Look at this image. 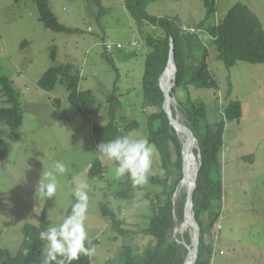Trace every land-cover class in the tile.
<instances>
[{
  "label": "rangeland",
  "instance_id": "374dc122",
  "mask_svg": "<svg viewBox=\"0 0 264 264\" xmlns=\"http://www.w3.org/2000/svg\"><path fill=\"white\" fill-rule=\"evenodd\" d=\"M99 2L100 6L92 0H49L58 22L76 30L57 33L43 26L31 0H0V78L7 77L19 93L23 113V123L17 131L0 122V136L9 149L5 160L0 161V250L13 256L20 249L24 223H40L44 199L36 198L35 189L42 171L54 170L56 161L64 162L67 171L57 174L56 205L46 211L49 227L59 225L65 218L74 199L71 181L78 176L89 184L86 228L90 240L97 241L92 264L118 260L127 244L141 251L149 244V237L136 232L146 223L147 209L145 203L139 202L141 190L128 182L126 176L115 178V164L96 152L92 126L105 123L106 112L100 109L89 124L86 116L77 114L67 104L68 92L63 83L58 82L51 91L38 86L51 65L66 64H73L80 71V90H92L100 102L106 100L116 84L122 106L129 111L124 123L133 126L128 134L145 138V119L155 112L142 106L141 81L149 52L144 36L149 27H137L123 0ZM235 3L247 5L264 30V0H217V12L210 23H219ZM101 10L104 13L98 16ZM146 10L156 17H176L183 28L198 25L205 16L202 0H151ZM198 36L208 49V69L218 87L190 85L187 90L182 87L175 99L184 101L189 95L196 104L202 101L210 123L223 120L230 100L240 102L242 113L240 120L225 123L221 157L223 198L212 206L219 210V218L209 238L210 264H264V63L238 62L227 70L217 59L212 39L203 30ZM103 40L105 45L113 43L107 51ZM197 57H201L198 50L194 59ZM191 64L192 60L188 62ZM56 99L62 102L60 106L55 104ZM177 99L173 106L177 112L172 110L173 116L177 115L189 127ZM5 100L0 86V108L9 107ZM177 136L182 142L185 140L180 131ZM94 161L102 164V179L88 176ZM195 162L192 160L193 166ZM161 171L156 151L151 173L157 175ZM119 192L126 193L128 198L118 196ZM184 194L185 189H181L176 204ZM115 203L126 207L122 211L124 227L134 231L123 240L117 239L109 220L100 213L103 204L109 208ZM182 227L176 228V237L186 232ZM44 254L45 250L42 259Z\"/></svg>",
  "mask_w": 264,
  "mask_h": 264
},
{
  "label": "trees",
  "instance_id": "16d2710c",
  "mask_svg": "<svg viewBox=\"0 0 264 264\" xmlns=\"http://www.w3.org/2000/svg\"><path fill=\"white\" fill-rule=\"evenodd\" d=\"M18 1L14 0V2ZM31 1L35 4L39 20L45 28L57 33L76 32V30L67 28L58 22L49 7V0ZM92 1L100 6L99 0ZM150 1L123 0V5L138 28L149 27L144 36L145 46L148 47L149 52L145 57L141 81L142 106L144 109H155V112L145 119V137L156 148L162 173L157 175L151 173L148 183L138 186L142 192L139 202L145 203L147 213L144 215L145 226L136 232L149 237L150 240L147 238L149 244L142 251L127 244L120 253L119 259L108 261V264H184L187 249L180 243V240H184L187 245L191 244L189 230L179 237L174 234L176 230L175 218L178 219V226L184 220L186 194L183 195L179 204H176L174 200V193L178 190L183 179V142L177 136L163 109L165 98L159 84V78L164 72L169 58L171 40H173L176 63L175 86L170 93L173 97L176 96L178 89L183 87L187 90L190 85L211 89L218 87L213 74L208 69V49L199 41L198 33H196L198 30H203L212 39L217 59L223 63L227 70H230L238 62L264 63V30L258 17L247 5L235 3L219 23L212 25L210 20L216 15L217 0H202L205 10L204 19L198 25H186L185 30L176 17H156L148 14L146 5ZM102 13H104L102 10L99 11L98 16H101ZM190 28L194 32H190ZM102 42L104 43V40ZM104 45L105 43L103 48H105ZM197 50L201 52V57L194 59ZM54 55L55 51L51 53L52 61L55 60ZM106 59L110 65H113L110 58ZM191 60L193 64L188 65ZM58 82L63 83L66 87L67 104L77 114L86 116L89 124L92 123L91 121L97 116L100 109L106 112L107 121L103 124L93 123L92 126L96 147L101 142H108L126 135L133 129L130 123H124L129 118V111L122 106L119 95H117L116 84L113 92L107 95L106 100L100 102L92 90H80V71L73 64H66L51 65L38 81V86L44 91H51ZM0 86L1 92L6 98L5 102L9 105V107L0 108V122L11 130L17 131L23 123L20 95L12 87L7 77L0 78ZM231 93L232 85L229 81L228 95ZM177 101L196 138L201 160L193 195L194 217L200 227V244L195 264H210L212 251L209 238L219 218V210H214L212 206L223 198L221 157L224 148L225 123L240 120L241 104L237 100H230L224 109L223 120L210 123L207 119L206 105L202 101L196 104L189 95L184 101L178 99ZM61 103L60 100H55L57 106H60ZM172 110L174 113V108ZM8 150L7 142L0 136V161L5 160L4 157ZM194 154L197 155L198 151L194 150ZM101 166L100 161L92 162L88 176L93 179L95 177L102 179ZM126 178L128 182H131L127 176ZM127 185L130 184L127 183ZM118 196L128 198L124 192H119ZM73 203H75V197ZM55 205V196L44 199V208L40 212V223L38 225L24 223L20 249L14 256L5 250H0V264H42L41 255L45 249L44 242L39 239V233L49 227L46 211L54 208ZM110 206L109 209L103 204L100 207V213L109 220L110 227L116 233L117 239L123 240L129 235H133L134 231L124 227L122 211L126 207L120 206L118 203ZM70 211L71 206L66 210L65 216ZM96 243L97 241H91V244L87 246L92 247ZM91 261V256L81 254L77 261H73V264H92Z\"/></svg>",
  "mask_w": 264,
  "mask_h": 264
},
{
  "label": "clouds",
  "instance_id": "9594fccd",
  "mask_svg": "<svg viewBox=\"0 0 264 264\" xmlns=\"http://www.w3.org/2000/svg\"><path fill=\"white\" fill-rule=\"evenodd\" d=\"M96 152L115 164V178L127 176L134 186L148 183L156 148L146 137L122 135L108 142L99 143ZM53 167L54 170H43L41 173L35 189L38 200L55 196L57 174L67 171V166L62 161H56ZM71 183L74 185L72 192L75 203L71 205L70 213L59 225L50 226L39 233V239L44 242L45 249L42 264H73L81 254L91 256L95 253L94 246H87L91 244L86 228L89 184L86 179H80L78 176H74Z\"/></svg>",
  "mask_w": 264,
  "mask_h": 264
},
{
  "label": "water",
  "instance_id": "95a60500",
  "mask_svg": "<svg viewBox=\"0 0 264 264\" xmlns=\"http://www.w3.org/2000/svg\"><path fill=\"white\" fill-rule=\"evenodd\" d=\"M170 66L172 68L171 85H170V88H164L162 86V78L164 76L165 71ZM175 78H176V63H175V58H174V53H173V40H171V49L169 52V58L167 61L166 68L159 78V84H160L161 90L165 98L164 103H163V109L168 115L170 124L174 127L177 133L178 131H180L185 137V140L183 143V151H182L183 179L181 182L182 184L185 185V188H186V199L184 203V220L179 227L184 226V224L190 225L189 234L191 236V244L190 245L185 244L184 240H180V243L183 244L187 249V255H186L184 264H188V261L191 258V256L193 257V261L191 262V264H195L198 258V249H199V244H200V227L194 217L193 195H194V190L196 187V180H197L198 172L201 167V160H200L199 148L196 143V138L193 135L191 129L189 127L184 126L179 121L177 115L173 116V113H172V108H174L173 106H174L176 99L173 96H171L170 93H171L172 88L175 86ZM174 110L175 112H177L176 109ZM194 145H196V147H194ZM194 150L198 151L197 155L194 154ZM195 156L198 157V161L196 160ZM189 157H191L192 160L196 161L194 163L195 168H194L192 178H188L185 173L186 160ZM176 193L177 191L174 193V200H175ZM175 223H176L175 228H177L178 226H177L176 218H175ZM183 234L184 232L180 235L182 236Z\"/></svg>",
  "mask_w": 264,
  "mask_h": 264
},
{
  "label": "bare ground",
  "instance_id": "6f19581e",
  "mask_svg": "<svg viewBox=\"0 0 264 264\" xmlns=\"http://www.w3.org/2000/svg\"><path fill=\"white\" fill-rule=\"evenodd\" d=\"M111 44H113V43H108V44L104 45V47H105L104 49H106V51H107V48H108ZM171 79H172V68H171V66H170L169 68H167V70H166L165 73H164V76H163V78H162V86H163L164 88H170V85H171ZM183 143H184V141H183ZM194 168H195V166H193V163H192V159H191V157L187 158V160H186V167H185V173H186V176H187L188 178H192V176H193V172H194ZM183 183H184V182H183ZM181 189H185V191H186L185 185L182 184V182H181V184H180V186H179V188H178V190H177V193H176V196H175V202H177L176 199L178 198V195H179ZM177 220H178V219H177ZM177 228H178V227H177ZM187 229H190V225H185V224H184V226L182 227V230L185 231V230H187ZM178 230H180V229H178ZM178 230L176 231V233H177V232L179 233ZM192 261H193V257L191 256V258H190L189 261H188V264H191Z\"/></svg>",
  "mask_w": 264,
  "mask_h": 264
},
{
  "label": "built area",
  "instance_id": "2783aa9c",
  "mask_svg": "<svg viewBox=\"0 0 264 264\" xmlns=\"http://www.w3.org/2000/svg\"><path fill=\"white\" fill-rule=\"evenodd\" d=\"M185 29H186V28H185ZM190 29H191V28H190ZM191 30H192V32H194V30H193V29H191ZM114 46H115V45H113V46H112V48H113Z\"/></svg>",
  "mask_w": 264,
  "mask_h": 264
}]
</instances>
